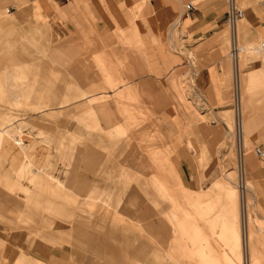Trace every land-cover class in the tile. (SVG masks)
Wrapping results in <instances>:
<instances>
[{
    "label": "rangeland",
    "instance_id": "rangeland-1",
    "mask_svg": "<svg viewBox=\"0 0 264 264\" xmlns=\"http://www.w3.org/2000/svg\"><path fill=\"white\" fill-rule=\"evenodd\" d=\"M146 2L132 12L143 21L151 15ZM188 2L227 9V0H173L175 14L162 35L175 61L187 35L179 25ZM24 4L0 0V121L9 119L15 132L4 134L11 142L0 140V264H37L30 256L42 264H110L99 252L103 244L118 248L115 264H150L154 238L162 264H264V196L258 183L260 178L264 186V157L254 153L256 146L264 148V73L258 71L264 62V0H235L244 11L237 34L228 24L219 34L228 45L235 35L242 47L241 98L238 104V92L229 84L235 110L219 114L224 127L202 117L206 107L189 67L153 77L137 38L107 45L90 32L76 37L57 20L35 19L32 8L25 13ZM194 57L205 64L203 55ZM231 59L226 58L229 73ZM250 71H256L253 78ZM116 88L107 108L92 103L95 93ZM80 90L86 95L78 96ZM45 96L50 106L45 107ZM241 117L243 146L242 125L236 132ZM192 124L204 129L205 138L194 155L195 167L182 170L167 134L177 128L188 135ZM17 152L23 167L28 158L64 188L50 177L41 183V170L36 176L20 170ZM86 152L91 156L83 162ZM209 189L215 224L205 222L200 211L198 198ZM226 202L235 210L228 213ZM76 221L88 230L83 237L63 246L52 243L50 233H68ZM231 224L235 236L229 238Z\"/></svg>",
    "mask_w": 264,
    "mask_h": 264
},
{
    "label": "crops",
    "instance_id": "crops-1",
    "mask_svg": "<svg viewBox=\"0 0 264 264\" xmlns=\"http://www.w3.org/2000/svg\"><path fill=\"white\" fill-rule=\"evenodd\" d=\"M17 1L22 2V4L25 3L24 5H22L25 13H27V11L25 10H27L28 7L32 8L34 12L33 16L35 19L38 20L46 16L54 19V21L57 20L56 22L59 27L62 24L66 28V31L74 33L76 37L83 38L85 34L88 35V33L90 32L91 36L94 34L95 37L97 36L107 45L119 44L117 40L121 43L126 39L137 38V40L143 46L144 57L142 58L145 60V67H147L146 69H149L150 74L153 77H158L164 72H172V70H174V68L176 67H189L192 72L195 91L201 97L206 107L205 112H203L202 116L205 121L214 123L215 126H217L216 123H218L224 127V123L219 114L223 113L224 111L235 110V108H233L231 104V93L226 89L232 82L234 86V80L236 76H238L237 89H239L240 91L242 65L240 64V60L238 59V51L241 50L242 47L238 46L237 51L234 53L232 48V37L229 45L224 41H221L223 37H220L219 34L221 33L223 27L227 25V11L226 8H224L222 5L218 6V4L215 2H208L200 7L195 6V8L190 11L189 17H183L181 19L179 25L180 29L183 28L187 30V35L190 34V36L189 39L187 35L184 36L185 39L181 38L182 43L180 44V49L175 50V54H177L178 57L177 60L180 59V63L177 60L175 61V59L173 60L170 57L169 53H167L164 45V36L162 35L164 33V27L166 26L168 19H172V15L175 14L172 12L173 0H147V13L150 12L151 15H147L146 17H144V21L136 18L132 13L133 8L139 5L141 1L144 0ZM250 18L249 20H247L250 21ZM151 19L155 21L154 26L151 25ZM115 31H117L116 37L114 36ZM67 41L70 40L68 39ZM114 41H116L117 43ZM194 54L200 57L201 55H203L206 60L205 64L202 65L194 57ZM228 55L231 56V60L233 61V69L230 73L227 70L228 61L226 60V58ZM258 71H262L264 73V62L263 68L258 69ZM255 72L256 71H250L247 73L252 74L253 78V74ZM247 81L249 80L247 79ZM86 83L87 82L85 81L84 86H86ZM80 87L83 88V86ZM118 89L116 88L110 92L101 91L95 93L94 96L97 95L98 98L94 100V97L88 95V101L93 100L92 103L94 105L96 104V106L100 105L103 108H107L110 104L109 99L107 98H109L110 94L116 93ZM79 93L80 94L78 96L83 97L86 95V90H80ZM119 96L122 95L120 94ZM240 98L241 94L239 95V102ZM44 99L45 107L50 106L51 101L49 100V98L45 96ZM239 107L241 108V105ZM240 114L242 116V108L240 109ZM241 122L243 127L242 140L244 144V137H246V128L244 124L245 121L242 117ZM117 123L118 122L113 123V126H116ZM11 126L12 123L9 122V119H3L2 121H0V140L11 142L10 140H6V137H4V134L6 133L11 135L15 133L14 130L9 129ZM186 135L183 134V131L177 128H175V131H169L167 134L169 141H171L173 145V151L176 157L175 161L179 163V168L182 170L192 169L195 167L194 155L200 154L199 146L202 143V140L205 138L204 129L196 128L195 125H193L192 131H188V135ZM26 150L29 158L30 151L28 148ZM18 155L19 154L17 152L15 156L20 170H25L32 176H36L37 171L41 170L40 179L43 178L41 180V183L46 179V177H50L58 187L64 188L62 182L58 179L57 181H55L56 178L52 177L49 172L47 173L44 168L36 167L34 162L32 161H29V163H27L26 161L28 158L24 159L26 160L24 161V165L28 164V167H26V165L23 167L20 161L21 157ZM81 155L82 156L80 160H82L83 162H85L86 159L91 156L90 154L88 155L87 152ZM92 156L96 157L95 153H93ZM185 161L189 163V166L185 165ZM258 180L260 181H258L261 189L260 194L264 196V190L261 188L264 186L260 178ZM85 181L87 180L85 179ZM248 187L252 189L249 183ZM211 193L212 189H209L206 191V193L201 194L198 199L201 202L199 204L202 207L200 211L204 216H206L205 219L207 218L204 221L208 224H210V222H212V224H215L217 222V218L215 217L216 207L215 205H212L210 201ZM202 197H204L205 200L202 201ZM130 202L133 203L132 201ZM225 208H227V212L230 213L235 210L236 205L234 204L233 207H231V205L226 202ZM226 221H223V225H226ZM226 226H224V229H226ZM151 229L153 230V234L155 227L152 225ZM196 229H198L197 225ZM228 229L231 230V234L227 232L226 237L230 238L235 236L233 231L234 226H232V224ZM87 231L88 230L85 231V229L82 227L81 222H77L75 227H73V229L68 233L57 234V236H53L52 233H50L49 236L52 243H54L56 246H63L68 242V239L75 240V238L77 237H83ZM248 236V252L250 253L251 261L254 262L256 260L255 242L253 236H251L250 234ZM56 237H58V240L56 239ZM200 237L202 238L203 247H209L208 237H206V235L202 232L201 228ZM159 245L160 243L158 239H152V263L150 264H162L163 257L162 254H160V252L158 251L160 247ZM99 252L100 254L107 256L106 261L110 264H115V261H119L117 258L119 251L115 245L103 244L99 248ZM30 258L32 262L34 261L36 263L37 261V264H42V262H39L40 259L38 260V258L32 256H30ZM97 262L91 261L90 264H99ZM121 262L122 264L124 263L123 261Z\"/></svg>",
    "mask_w": 264,
    "mask_h": 264
},
{
    "label": "built area",
    "instance_id": "built-area-1",
    "mask_svg": "<svg viewBox=\"0 0 264 264\" xmlns=\"http://www.w3.org/2000/svg\"><path fill=\"white\" fill-rule=\"evenodd\" d=\"M235 0H227V24L229 27L234 30V26L239 18H241L244 14V11L237 8L235 6ZM195 8V5L192 2H188V4L185 7V17H189L190 11ZM232 43H233V52L235 53L237 51V46L235 43V35H232ZM239 122V120H238ZM239 124V123H238ZM240 125V124H239ZM255 155H258L260 157H264V148L260 146H256L254 149Z\"/></svg>",
    "mask_w": 264,
    "mask_h": 264
},
{
    "label": "bare ground",
    "instance_id": "bare-ground-1",
    "mask_svg": "<svg viewBox=\"0 0 264 264\" xmlns=\"http://www.w3.org/2000/svg\"><path fill=\"white\" fill-rule=\"evenodd\" d=\"M243 18V17H242ZM242 18H239L238 20H237V22L240 20V19H242ZM237 22H236V24H235V28H234V32L237 34ZM232 29V28H231ZM237 40V39H236ZM261 47H263L264 48V43H262L261 44ZM237 87H238V76H236V78H235V80H234V88H236V91L238 92V96H237V98H236V101L238 102V104H239V95H240V91H239V89H237ZM240 119V125H239V128H237V131L236 132H238V133H241V125H242V122H241V118H239ZM237 133V134H238ZM237 136V135H236ZM242 137V136H241ZM242 140V139H241ZM242 146H243V140H242ZM19 156V155H18ZM24 156V155H23Z\"/></svg>",
    "mask_w": 264,
    "mask_h": 264
}]
</instances>
